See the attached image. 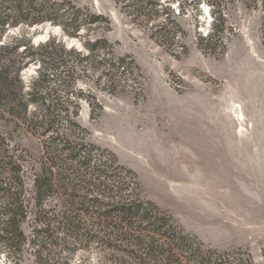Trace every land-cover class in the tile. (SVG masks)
<instances>
[{
	"label": "rangeland",
	"instance_id": "rangeland-1",
	"mask_svg": "<svg viewBox=\"0 0 264 264\" xmlns=\"http://www.w3.org/2000/svg\"><path fill=\"white\" fill-rule=\"evenodd\" d=\"M72 1L107 21L75 36L48 21L9 30L62 44L38 87L65 111L54 132L97 168L113 157L121 181L134 176L135 192L205 248L240 249L264 264V0ZM98 38L108 42L84 59V42ZM37 67L21 71L25 89ZM16 129L5 143L28 165L27 179L52 133ZM60 200L55 193L46 208L61 211ZM68 212L83 227L93 221L77 205ZM21 229L29 234V216ZM65 246L49 262L135 264L95 242ZM10 261L38 264L30 246L12 258L0 250V264Z\"/></svg>",
	"mask_w": 264,
	"mask_h": 264
},
{
	"label": "trees",
	"instance_id": "trees-1",
	"mask_svg": "<svg viewBox=\"0 0 264 264\" xmlns=\"http://www.w3.org/2000/svg\"><path fill=\"white\" fill-rule=\"evenodd\" d=\"M47 21L75 36L107 19L72 0H0V126L4 127L0 130V250L12 258L30 246L38 264H66L62 259L49 262L54 259L50 258L52 249L63 250L68 240H78L103 245L135 264H255L247 251H219L194 241L153 202L135 192L134 176H127L125 182L120 180L113 157H105L97 168L88 153L80 155L81 147L54 132L65 111L47 104L53 93L38 87L44 85V68L54 63L55 48H62V44L49 38L34 45L27 31L9 35L13 28ZM107 42L105 38L86 40L84 45L90 54L83 58L92 57L99 44ZM30 63L38 67L25 89L20 73ZM17 126L34 134L52 133L39 170L29 172L28 183L24 170L28 165L5 143ZM57 139L62 143L56 148ZM57 151L65 154L63 160ZM106 179L110 182H104ZM55 193H59L64 207L57 213L46 208ZM76 205L80 213L93 220L85 227L82 219L68 212ZM28 216L31 229L25 234L21 224ZM109 261L123 264L119 257Z\"/></svg>",
	"mask_w": 264,
	"mask_h": 264
}]
</instances>
